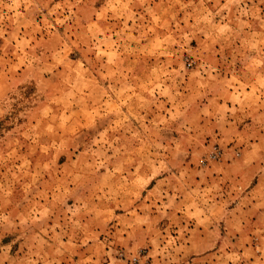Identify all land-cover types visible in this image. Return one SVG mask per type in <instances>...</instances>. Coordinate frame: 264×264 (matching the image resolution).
<instances>
[{
  "label": "clouds",
  "instance_id": "1",
  "mask_svg": "<svg viewBox=\"0 0 264 264\" xmlns=\"http://www.w3.org/2000/svg\"><path fill=\"white\" fill-rule=\"evenodd\" d=\"M25 6L44 16L47 24L57 13L64 14L67 0L60 4L26 0ZM149 6L150 0H76L73 7L86 11L68 17L75 20V30L70 29L67 43L101 60L114 49H120L122 56L128 55V49L143 55L155 33L149 35L143 16L133 10L149 15ZM169 8L173 12L168 23L160 27L175 37L170 42L179 47L160 62L158 75L149 73L151 79L145 76L143 82L139 78L131 83L117 81L120 89L116 85L109 89L122 110L123 127L117 133L84 142L82 150L74 148L67 169L51 166L53 152H21L23 132L0 144V238L7 237L0 244V264H177V257L184 258L183 250L198 242L187 228L192 214L206 225L215 223L224 174L236 182L243 175L233 174L227 161L224 168L211 166L203 141L212 135L236 139L227 137L225 130L244 115L245 102L237 107L234 94L213 91L215 82L206 79L210 64L202 61L199 71H186L175 57L193 32L214 51L215 43L229 39L235 57H247L252 76L259 71L257 87L264 95V0H169ZM17 35L6 36L0 30V71L7 77L0 78V116L9 111L12 81L59 82L58 69L46 67L44 61L17 58L23 51L19 42L13 43ZM111 35L118 40L112 41ZM10 48L16 49L11 52L15 63L10 62ZM61 94L59 89L41 91L21 115L43 129L48 123L45 111L59 107ZM229 100L232 108L227 107ZM258 120L245 146L259 155L244 162L246 170L264 164V111L258 113ZM256 175L264 176V170ZM255 203H260L258 211H264V201L250 202L248 208ZM116 208L124 209V215L115 216ZM177 231L180 234L174 236ZM214 232L205 228L199 240L214 257L209 264H264V225L253 236L255 249L241 246L230 249L232 255L213 252L214 248L221 251L223 244Z\"/></svg>",
  "mask_w": 264,
  "mask_h": 264
},
{
  "label": "rangeland",
  "instance_id": "2",
  "mask_svg": "<svg viewBox=\"0 0 264 264\" xmlns=\"http://www.w3.org/2000/svg\"><path fill=\"white\" fill-rule=\"evenodd\" d=\"M55 3H63V0H55ZM75 3L76 0H67V7L63 9L64 14L57 13L45 24L44 16L30 11L25 6L26 0H0V30H3L6 36L18 34L17 40L13 43L19 42L23 47L17 58L21 62L44 61L46 67L58 69L59 80L53 82L37 78L34 82L28 78L11 82L9 88L14 95L9 97L11 104L8 113L0 116V144L11 142L13 137L23 132V137L19 138L21 152L36 155L53 152L51 166L57 168L62 165L64 169L68 167L66 161L71 159L74 148L82 150L80 148L82 143L98 140L101 136L108 138L123 127V120L120 117L122 110L117 107L116 95L109 90L111 86L116 85L119 90L120 85L116 83L117 81L120 84L131 83L135 78H139L143 82L145 76L151 79L149 73L152 76L158 75L161 71L160 62L167 59L174 48L179 47L170 42L175 37H169L166 29L160 27L162 22L168 23V17L173 12V9L169 8V0H150L147 9L149 15H145L144 10H133L143 16L148 29L151 30L149 35L155 33V38H150L145 46L143 55H133L135 50L128 49V55L122 56L120 49H114L111 56L101 60L99 56L85 52L83 47H73L67 43L71 35L70 29L75 30L73 27L75 20L68 17L72 14L78 17L86 11V8L78 11L73 7ZM182 18L181 16L180 19ZM128 26L132 28L131 21L128 22ZM178 27L183 28L184 25L178 24ZM132 35L136 36L137 33L133 32ZM72 39L75 41L76 37L73 36ZM111 39L118 40L115 35H111ZM233 47L231 40L223 39L220 43H215L214 51L213 45L193 32L184 48L175 57L186 71H199L202 61L210 64L212 67L208 69L209 75L206 79L210 78L215 82L213 91L223 95L226 90L227 93L234 94L237 107H240L239 102H245L242 109L244 115L239 117L237 114L238 122L225 130L227 137L236 139L225 140L223 136L212 135L203 141L207 162L211 166L224 168L226 165L223 162L227 161L231 164V172L242 174L243 179L236 182L229 178V173L224 174L220 181V193L216 197L219 201L217 204L219 212L214 224L206 225L203 220L195 219V213L192 214L187 228L189 234L198 242L183 250L184 258L180 260L177 257V264H209V261L214 259L199 244V240L205 235V228L210 232L214 228L213 235L223 239V244L219 245L221 251L213 249L219 256L222 252L232 255L229 250L241 246L255 249L257 245L253 236L257 235L260 226L264 225V211H258L260 203H255L251 209L248 208L250 202L264 201V176L256 175L258 171L264 170V164L256 169L249 167L246 170L244 163L252 161L259 155L258 150L257 153H252L245 145L249 133L253 132L259 123L258 113L264 111V95H261L257 87L259 71L256 70L253 77L250 62H246L247 57L244 59L235 57ZM13 51L16 49H9L11 63L16 62V59L11 57ZM101 75L104 77L103 81L100 79ZM0 78L7 80L3 71H0ZM47 89H59L62 90V94L58 101L59 107L50 112L45 111L44 118L48 123L41 129L34 119L26 120L21 113L25 111L27 103ZM21 101L23 103H20ZM232 105L233 100H229L227 107L232 108ZM96 133L99 135H95ZM30 136L35 137L34 140L29 141ZM49 143L53 145L52 148L49 147ZM48 179L47 176L44 177L45 182ZM151 188L152 185H149V189ZM114 215L123 216L124 209L116 208ZM112 231H115L114 227ZM179 234L177 231L174 236ZM6 239L7 237L0 238V244ZM101 239L104 237L101 236ZM213 242L215 243V240Z\"/></svg>",
  "mask_w": 264,
  "mask_h": 264
},
{
  "label": "crops",
  "instance_id": "3",
  "mask_svg": "<svg viewBox=\"0 0 264 264\" xmlns=\"http://www.w3.org/2000/svg\"><path fill=\"white\" fill-rule=\"evenodd\" d=\"M215 243H218V241H215ZM191 246V245H190Z\"/></svg>",
  "mask_w": 264,
  "mask_h": 264
},
{
  "label": "built area",
  "instance_id": "4",
  "mask_svg": "<svg viewBox=\"0 0 264 264\" xmlns=\"http://www.w3.org/2000/svg\"><path fill=\"white\" fill-rule=\"evenodd\" d=\"M211 157H213V155H211Z\"/></svg>",
  "mask_w": 264,
  "mask_h": 264
}]
</instances>
